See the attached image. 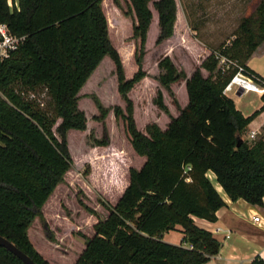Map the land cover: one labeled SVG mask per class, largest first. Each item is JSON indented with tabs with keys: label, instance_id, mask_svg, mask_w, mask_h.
I'll return each instance as SVG.
<instances>
[{
	"label": "trees",
	"instance_id": "obj_1",
	"mask_svg": "<svg viewBox=\"0 0 264 264\" xmlns=\"http://www.w3.org/2000/svg\"><path fill=\"white\" fill-rule=\"evenodd\" d=\"M136 15L134 36L141 48L147 41L153 12L159 14L157 44L175 34L176 0H130ZM0 22L24 37L17 49L0 60V234L38 264H51L34 247L28 230L73 164L67 142L70 129L86 130L87 117L78 106L79 93L106 55L116 64L119 90L126 97L146 76L138 71L126 78L123 61L109 35L103 0H0ZM264 41V0L256 16L246 17L231 44L213 52L191 76L178 72L170 57L159 62L166 71L163 86L186 78L188 104L166 129L156 123L139 130L128 99L126 116L134 150L146 160L131 168L129 184L75 264H204L222 246L220 240L193 217L216 222L226 205L209 174L214 173L227 195L253 205L264 204V136L243 137L262 106L245 116L225 88L235 70L218 67L215 51L237 60L261 79L246 60ZM203 69L209 74L204 75ZM47 90L53 110L36 96ZM159 104L166 109L159 93ZM117 115L122 113L116 109ZM106 111L102 110V115ZM62 121L56 131L57 120ZM183 227L184 240H163L165 232ZM0 264H25L0 245ZM250 264H264L256 257Z\"/></svg>",
	"mask_w": 264,
	"mask_h": 264
},
{
	"label": "rangeland",
	"instance_id": "obj_2",
	"mask_svg": "<svg viewBox=\"0 0 264 264\" xmlns=\"http://www.w3.org/2000/svg\"><path fill=\"white\" fill-rule=\"evenodd\" d=\"M176 1V33L161 44H157L159 14L153 3H149L153 19L147 41L141 48L140 38L134 36L136 15L131 1L103 0L109 35L120 52L126 78H132L138 71V58L146 76L125 97L119 90L116 64L106 55L82 87L78 106L86 114L87 129L67 132L73 164L42 207L43 217H37L28 230L35 249L51 264L76 263L87 238L95 234V224L108 217L109 208L117 204L128 186L130 169L141 168L146 160L132 145L126 119L128 99L139 130L146 132L152 123L166 129L171 119L179 115L180 108L188 104L189 96L186 78L169 88L161 84L159 77L166 70L160 68L159 62L170 57L178 72L184 71L189 77L214 49L231 44L241 22L256 16L262 0ZM203 70L205 75L209 74ZM160 92L166 109L159 104ZM229 94L234 96L233 90ZM257 95L245 93L242 100L235 98L246 111L251 109L246 104ZM36 96L44 109L53 110V101L46 89H38ZM117 108L122 110L119 115ZM102 110L106 111L105 115ZM61 121V118L57 120L55 131ZM247 131L243 136H250L251 142L264 136V127L257 135ZM56 134L60 137L57 131ZM210 177L220 189L214 175L210 173ZM174 231L183 232V229Z\"/></svg>",
	"mask_w": 264,
	"mask_h": 264
},
{
	"label": "crops",
	"instance_id": "obj_3",
	"mask_svg": "<svg viewBox=\"0 0 264 264\" xmlns=\"http://www.w3.org/2000/svg\"><path fill=\"white\" fill-rule=\"evenodd\" d=\"M8 2L10 6L18 4V0H8ZM246 64L255 73L264 78V41L253 51L251 56L246 60ZM229 92L226 94L234 99L237 108L245 116L251 115L263 104L261 94L256 93L258 94L257 98L252 99L246 104V106L251 105V109L244 111L245 109L243 108L245 106L243 105L241 108L235 97L241 98L240 100H242L245 93L255 92H244L241 96H238L236 93H234V96H230ZM263 127L264 110L249 124L247 132L251 135L254 131L255 135H257ZM243 137L250 140V136ZM211 174L214 175V173ZM219 187L220 189L218 186L217 189L223 196L226 205L218 210L217 221L210 222L206 219L193 217L198 226L210 230L222 243L220 251L216 255H213L210 261L204 264H250L256 257L264 259V204L262 206L253 205L243 198L233 200L227 195L221 185ZM254 215H259L261 220L259 222L254 221ZM176 228L183 229L181 225H177ZM163 240L174 244H183L187 247L190 246L184 240V233L181 231L170 230L165 232Z\"/></svg>",
	"mask_w": 264,
	"mask_h": 264
},
{
	"label": "built area",
	"instance_id": "obj_4",
	"mask_svg": "<svg viewBox=\"0 0 264 264\" xmlns=\"http://www.w3.org/2000/svg\"><path fill=\"white\" fill-rule=\"evenodd\" d=\"M23 39L24 37H18L13 34L7 23L0 22V60L7 58L13 50L17 49ZM215 56L218 60L219 68L223 71L227 69L235 70L234 75L226 85L225 93L233 90L237 94V91L243 88L244 92L251 91L261 95L264 94V79L249 73L237 60L220 51H215ZM253 134H255L254 131ZM253 219L259 222L261 217L254 215Z\"/></svg>",
	"mask_w": 264,
	"mask_h": 264
},
{
	"label": "water",
	"instance_id": "obj_5",
	"mask_svg": "<svg viewBox=\"0 0 264 264\" xmlns=\"http://www.w3.org/2000/svg\"><path fill=\"white\" fill-rule=\"evenodd\" d=\"M244 93L243 88L237 91V95L241 96ZM0 245L7 248L17 257H19L25 264H38L27 253L21 250L17 245L11 242L9 239L0 234Z\"/></svg>",
	"mask_w": 264,
	"mask_h": 264
}]
</instances>
